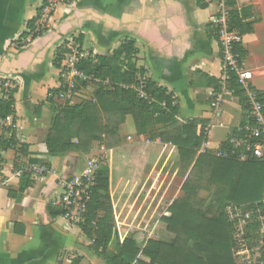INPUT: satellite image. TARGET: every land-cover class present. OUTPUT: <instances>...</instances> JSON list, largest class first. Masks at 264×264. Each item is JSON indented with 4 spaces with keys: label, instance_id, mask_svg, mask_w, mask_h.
Masks as SVG:
<instances>
[{
    "label": "crops",
    "instance_id": "0c3cea01",
    "mask_svg": "<svg viewBox=\"0 0 264 264\" xmlns=\"http://www.w3.org/2000/svg\"><path fill=\"white\" fill-rule=\"evenodd\" d=\"M41 1L0 0V71L14 83L15 109L4 123L14 125L16 147L26 145L25 153L16 159V148L0 151L7 179L0 185V264H71L75 259L78 264H103L102 258L90 250V241L79 225L65 221L52 205L62 192L65 179L78 171L84 157L94 152L91 148L88 153L71 151L54 156L47 152L44 143L51 116L45 104L50 107L49 90L59 87L55 56L66 40L78 38L81 47L95 55L112 53L124 39H133L136 66L146 70L145 78L173 94L178 122L191 118L207 120L206 141L198 153L214 154L236 129L244 127L247 105L244 96L239 98L232 91L231 95L217 98L222 88L218 85L215 89L214 82L219 84L221 57L209 24L214 12L211 3L73 0L58 5L48 30L30 43L19 42ZM233 8L243 20L254 21L252 32L242 35L241 64L252 72L251 84L264 103V0H234ZM35 106H39L38 115ZM127 117L116 127V135H122L123 144L142 142L143 136L137 135L135 128L123 133ZM0 136L8 133L0 128ZM17 164L44 165L48 172H25L26 179L14 174ZM26 181L30 184L25 185ZM205 193L212 198L211 192ZM163 214L169 215L167 209ZM118 233L116 240L121 242L125 236L120 235L119 229ZM148 238L164 240L159 236Z\"/></svg>",
    "mask_w": 264,
    "mask_h": 264
},
{
    "label": "trees",
    "instance_id": "16d2710c",
    "mask_svg": "<svg viewBox=\"0 0 264 264\" xmlns=\"http://www.w3.org/2000/svg\"><path fill=\"white\" fill-rule=\"evenodd\" d=\"M229 5L230 29L241 36L252 32L254 21L240 17L233 8L234 0H229ZM32 21L29 20L27 26H31ZM134 43L127 38L112 53L80 60L77 68L90 79L108 81L107 86H99L90 98L56 104L52 96L59 88L49 90L47 101L51 116L44 143L50 155L71 151L88 153L94 142L103 144L107 137L117 136L115 129L127 115L132 117L137 135L147 140L131 144L133 151L126 153L124 147L108 143L106 162L97 171L96 183L79 227L90 241V250L102 258L103 264H236L232 257V228L224 207L232 202L253 211L254 217L257 208H264V159L240 161L209 152L198 153L206 141L207 120L191 118L179 123L173 94L150 79L140 84V77L146 70L136 66ZM236 50L241 60L244 55L241 44ZM64 51L63 45L56 52L57 66ZM217 82H214L215 89L219 87ZM85 84L86 81H82V86ZM229 87L233 95L243 98L242 87L235 76ZM13 95L14 90H11L6 97H0V119L15 113ZM38 111L39 106H35L37 115ZM157 125L161 127L156 129ZM16 146L13 130L8 136H0V151L16 148L15 159L26 149L25 144ZM222 147L227 146L223 144ZM164 156L162 164L170 162L174 166V176L182 179L179 192L167 206L169 215L161 214L158 203L157 208H145L142 215L157 219L155 233L164 236V240L148 238L140 246L133 237H125L121 242L117 240L114 251L108 250L113 239L119 236L114 214L124 193L121 187L127 190V184L132 182V186L144 188L149 178L148 169L161 165L159 162ZM21 177L27 179V174L22 173ZM28 184L30 182L26 181L25 185ZM201 191L212 193L206 205L205 198L199 195ZM116 194L118 197L114 199ZM259 226V220L252 227L250 225L253 245L260 239ZM71 264H78V259Z\"/></svg>",
    "mask_w": 264,
    "mask_h": 264
},
{
    "label": "built area",
    "instance_id": "2783aa9c",
    "mask_svg": "<svg viewBox=\"0 0 264 264\" xmlns=\"http://www.w3.org/2000/svg\"><path fill=\"white\" fill-rule=\"evenodd\" d=\"M73 0H42L33 18L32 25L27 26L26 34L19 38L21 43H30L40 36L51 26L53 14L61 3H70ZM214 6L209 24L213 28L221 57V73L219 85L222 90L217 94L220 99L223 95H231L229 87L232 76L237 78L243 90L246 101V124L238 128L227 138V147H220L214 152L219 157H234L240 161L250 158L264 159V103L252 84V72L246 70L240 60L236 47L241 44L242 36L230 29L229 19L231 6L229 0H205ZM64 57L59 65V91L52 97L73 103L76 99L75 79L90 78L81 72L77 65L80 60L89 56V51L81 47L75 37L66 40L64 44ZM147 78L140 77V84ZM140 89V86L137 87ZM11 90H14V83L5 72L0 71V97H6ZM141 96H144L141 93ZM145 97V96H144ZM7 118V117H6ZM5 118V119H6ZM5 119H0V128L6 130L9 135L14 125H5ZM99 150L84 158L78 171L71 174L63 182L62 192L52 200V205L60 211V216L67 222L79 225L84 219V213L88 201L91 198L93 187L96 183L97 171L106 162V149L103 144ZM14 174L33 173L40 175L48 172L44 165L15 167ZM7 182L2 170L0 161V185ZM227 220L232 228V257L236 264H264V226L258 229L260 239L256 245L251 242L250 225L253 222L251 210H246L235 203L228 202L224 207ZM257 215L264 213V208L256 209Z\"/></svg>",
    "mask_w": 264,
    "mask_h": 264
},
{
    "label": "rangeland",
    "instance_id": "374dc122",
    "mask_svg": "<svg viewBox=\"0 0 264 264\" xmlns=\"http://www.w3.org/2000/svg\"><path fill=\"white\" fill-rule=\"evenodd\" d=\"M82 81H86L85 86H82ZM107 79H100V80H92L90 78L81 79L77 78L75 79V92H76V99L73 103H77L83 99L90 98L93 96L94 92L99 86H107ZM53 101L56 104H62L64 103L63 100L57 98V96H54ZM46 109H50L48 104H45ZM51 115V114H50ZM104 119V116H103ZM49 120V118H48ZM47 120V121H48ZM128 124L124 126L122 129H124L123 133H127V129H130L131 131H134V124L133 119L130 115L127 117ZM132 128V130H131ZM121 129V130H122ZM217 130H215V134H217ZM136 135V134H135ZM120 136V137H119ZM121 138V139H120ZM123 137L122 135L118 134L117 136H110L106 138V141L103 143L106 147L109 144L115 145L118 144L120 147H124V151L126 152H132L133 149L130 148L131 144L122 142ZM142 141H146L145 137H143ZM157 142V141H156ZM127 144V145H126ZM99 145L97 142H94L92 148H94V152H97L99 150ZM130 148V149H129ZM85 158V157H84ZM165 156L162 158L161 162L156 165L154 168H149L148 173V181L146 182V185L141 187V185L132 186V182L127 184V190H124L123 187H121L122 192H124L121 197L118 204H116V212L115 216L117 217L115 220V224L117 228L119 229L120 235L122 234L125 237H135L137 244H140L147 240L148 237H164L160 234L155 233L157 219L155 217L150 218L149 215L146 214V217H143L142 215L145 214L144 209L149 208V210L157 208L156 204L158 203L160 205L161 214L166 212L167 206L179 192L180 183L182 179H178L179 177L174 176V166H171L170 162L167 164L164 161ZM83 162V161H82ZM134 172V167H133ZM134 182L136 181V176L134 177ZM153 185V186H152ZM143 188V189H141ZM129 195V198H126ZM199 195L205 200H208L210 196H206L205 191H201ZM118 195H114V199H116ZM128 199L127 203L124 204V200ZM253 218L252 225L257 221H261V225L264 226V213L262 215H257L256 217L251 215ZM120 221H125L126 224L122 225L119 223ZM128 223V224H127ZM133 223V225L131 224ZM131 224V225H130ZM150 225V226H149ZM144 229V230H143ZM264 235V232H262ZM113 239L112 243L109 245L110 251L115 250L116 242H114ZM117 241V240H116ZM119 241V239H118ZM143 242V243H144Z\"/></svg>",
    "mask_w": 264,
    "mask_h": 264
}]
</instances>
